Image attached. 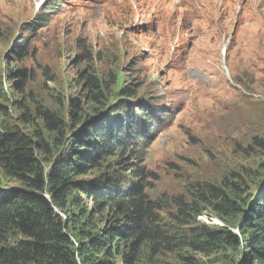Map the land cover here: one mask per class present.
Instances as JSON below:
<instances>
[{"label":"trees","instance_id":"16d2710c","mask_svg":"<svg viewBox=\"0 0 264 264\" xmlns=\"http://www.w3.org/2000/svg\"><path fill=\"white\" fill-rule=\"evenodd\" d=\"M59 4L0 50V264H264V161L160 192L145 163L170 116L143 100L137 57L118 86L94 64L116 53L77 39L83 97H43L51 71L33 61Z\"/></svg>","mask_w":264,"mask_h":264},{"label":"rangeland","instance_id":"374dc122","mask_svg":"<svg viewBox=\"0 0 264 264\" xmlns=\"http://www.w3.org/2000/svg\"><path fill=\"white\" fill-rule=\"evenodd\" d=\"M41 1L0 0L2 54L51 0ZM59 1L38 34L33 61L51 71L43 97H83L82 74L90 68L74 61L77 39L95 52L116 53L110 64H94L97 72L117 74L118 86L136 79L127 75L137 57L143 100L160 97L170 116L145 163L158 175L160 192L176 191L186 177L201 181L264 161L251 140L264 138L257 124L264 123V0ZM199 219L221 225L206 215Z\"/></svg>","mask_w":264,"mask_h":264},{"label":"built area","instance_id":"2783aa9c","mask_svg":"<svg viewBox=\"0 0 264 264\" xmlns=\"http://www.w3.org/2000/svg\"><path fill=\"white\" fill-rule=\"evenodd\" d=\"M206 223V222H205Z\"/></svg>","mask_w":264,"mask_h":264}]
</instances>
